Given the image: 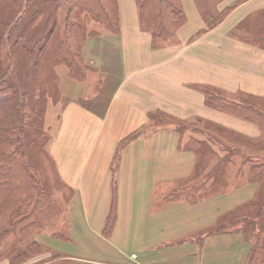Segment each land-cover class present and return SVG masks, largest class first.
Here are the masks:
<instances>
[{
  "label": "crops",
  "instance_id": "crops-1",
  "mask_svg": "<svg viewBox=\"0 0 264 264\" xmlns=\"http://www.w3.org/2000/svg\"><path fill=\"white\" fill-rule=\"evenodd\" d=\"M133 2L119 0L118 31L102 28L83 37L84 77L68 71L87 83V93L62 96L48 149L69 191L37 240L44 256L75 264H247L254 236L246 221H230L264 194L261 169L254 166L264 162V149L254 146L262 130L207 105L205 88L220 84L245 102L264 100V35L244 37L260 32L264 0H240L185 45L206 27L195 7L191 12L204 24L184 37L179 32V44L165 47L155 45ZM207 68L220 72L216 82L205 79ZM206 146L212 155L204 154ZM113 188L116 218L105 233ZM49 223L56 228L46 230Z\"/></svg>",
  "mask_w": 264,
  "mask_h": 264
},
{
  "label": "trees",
  "instance_id": "trees-1",
  "mask_svg": "<svg viewBox=\"0 0 264 264\" xmlns=\"http://www.w3.org/2000/svg\"><path fill=\"white\" fill-rule=\"evenodd\" d=\"M37 1L30 0L28 5H25L29 13L23 10L17 17L10 18L8 15L7 18L0 19V88L4 84L3 88L11 90L13 87L14 96L20 100L17 106L20 115L17 124L8 127L0 126V215L4 211L10 214L8 215L9 225L4 231L5 238L10 233L18 232L22 240L29 235L28 233L43 230L47 221L61 212L60 204L43 183L37 167L25 159L24 137L26 132L39 129L34 120H39L42 114L40 106L43 101L38 105L35 100L39 98L35 93H38L36 91L40 88L31 86L37 83L35 79L37 70L42 63L48 70L49 64L52 65L53 70L55 64L66 63L73 76L82 78L87 66L81 55L79 27L83 22L87 24L89 21H94L107 30H119V0H51L50 13L49 9L42 13L40 7L42 4L39 6ZM221 1L193 0L206 23V27L198 33H204L218 25L240 2L237 0L220 8ZM135 3L141 25L152 34L154 40H167L187 21L182 0H135ZM38 17L41 19L38 20ZM54 36H56L57 45L53 59L49 58L45 61L46 46ZM21 57L28 58V62L25 61L24 65L25 79L22 78L18 63ZM52 60L54 62H50ZM10 75L15 76L14 84L10 83L12 81ZM49 76H51L50 72H48V78ZM40 92V94L43 93V91ZM205 94L208 105L258 124L262 132L258 137L259 140H254V146L255 149H264V104L230 100L209 88H205ZM25 107L28 108L26 113ZM254 166L260 167L261 170L258 172L264 178V162L256 163ZM263 195L257 196L251 208L230 221L231 223L246 221L247 228L253 231L256 226L259 227L258 233L254 234L255 242L247 264H259L264 260V239H261L264 202H260L264 200ZM116 203L117 192L116 188H113L111 210L105 233H110L113 229ZM22 222L26 223L22 225ZM224 227L225 225L217 229L221 230ZM41 251L40 242H29L28 247L13 256L11 264H18L30 255L40 254Z\"/></svg>",
  "mask_w": 264,
  "mask_h": 264
},
{
  "label": "rangeland",
  "instance_id": "rangeland-1",
  "mask_svg": "<svg viewBox=\"0 0 264 264\" xmlns=\"http://www.w3.org/2000/svg\"><path fill=\"white\" fill-rule=\"evenodd\" d=\"M29 1L30 0H0V19L3 20L4 18H7L8 15H10V18L17 17L20 13H22L23 10H27L29 13V10L25 9L27 8V6L25 5H28ZM228 2L229 0H222L219 3V7L220 5H223L224 3H228ZM36 3L38 5L42 4V6L39 5L42 8V13L47 12L48 9H49V13L51 12V9H52L51 0H38ZM46 3H48V5ZM185 4L187 5L185 7L187 10V21L185 22V24L179 29H177L172 34V36H170L167 40H154L152 38L153 41H156L155 42L156 46L165 47V46H170V45H175V44L178 45L179 44V32H181V37H184V36H187L189 31H191L195 26L200 27L202 26V24H204L203 19H200L196 11H194L195 13L191 12L193 10H196L193 4V1L185 0ZM49 5L50 7H48ZM40 19L41 17H38V20ZM256 23L259 25L258 27L260 28V32L254 35L250 34L251 36L249 34L246 35V33H244V37L252 38L253 36L260 37V35H264V18H257ZM85 24L86 23L83 22L82 26L79 27L80 44L82 40L84 39L83 37H86L88 34H91V33H98L100 29L104 28L101 24L94 22V21H89L86 24V27L84 28ZM94 31H97V32H94ZM183 33L185 35H183ZM206 33L201 34V33L196 32L192 36L190 37L188 36L187 42H185L186 43L185 45L190 44V42H194L195 40H197L199 37H201L202 35ZM55 37L56 36H54L46 46L47 50H46V54L44 58L45 61H47L49 58L53 59L54 50L57 45V39H55ZM82 48H83V45H82ZM87 48H88V45L84 47V50H86ZM194 55H195V50L193 51V56ZM82 58H83V61L85 60L87 61L88 59L87 54L84 53V56ZM25 61L28 62V58L21 57V59L20 58L18 59V63L20 64L19 67L22 71L23 79H25V77L23 76L25 74L24 72L25 71L24 65L26 64ZM50 62H54V61L52 60ZM51 68H52L51 64H49V70H48L46 66L42 63L39 66V70H37L38 74H36L35 76L37 83L35 82L34 85L31 84V86H33L32 88H35V87H37V89L40 88L38 91H36L38 93H35L37 94L36 96L39 98H36L35 100L36 102H38V105L40 104L41 101H43V103L40 106V108H42L41 110L42 114H41L40 119L37 121L34 120V122L38 125L39 129H32L26 132V136L24 137L25 159L26 161L34 164L37 167V170L39 174L41 175V178L43 179V183L46 185V187H48L51 190L53 196L57 198V195L58 194L60 195V197H58L57 200L59 201L60 205H63L62 194L64 195L65 193V195H68L69 190L65 189L62 186L61 182L59 181V178L55 170L54 162L50 155L48 147L53 137V134L59 125L61 114H62V104L65 101V98H68L70 96L71 97L72 96L81 97L82 95H85L87 93V90L82 85L84 84L87 85V83H83L82 81L80 83H77L75 80H73V78L70 77V75L68 74L69 69L65 63H60L59 66L55 64V66L53 67V70ZM87 68L88 67H86V69ZM194 68L197 69L196 66ZM48 72H50V75H51L49 76V78H48ZM57 72L59 74V79H58ZM219 76H220V72L218 71L217 68L214 70L210 68L206 69L205 79L216 82ZM14 78L15 76L10 75V80H12L10 83L14 84L15 82ZM16 81L18 82L17 79ZM214 82H211V83H214ZM209 85L210 86L208 88L210 90H212L213 92H217L220 95L222 94L225 97L229 98L230 100L242 99V102L247 101L243 97L237 98L238 94L234 95L233 93L229 92L228 86L226 87L220 84L219 85L209 84ZM28 86L30 85L28 84ZM1 87L2 88H0V108H1L0 109V126L8 127L10 125L17 124L18 122L17 119L19 118L20 115H19L17 106L20 100L18 99V97L14 96L13 87H11V90L10 88H3L5 87V84ZM66 89H69V90H66ZM40 91H43V93L40 94L41 93ZM10 93L11 95H9ZM239 95L243 96V94L241 93H239ZM62 96H64L65 98H62ZM251 98L253 101L252 103H257L258 105H260V103L264 104V100L262 99H255V97H251ZM26 110H28V108L25 107V113H26ZM153 117H155V119L158 118L157 115ZM26 122H27V119H26ZM203 151L206 156L212 155V151L208 146L203 148ZM218 151L220 152V150ZM221 153L224 154V152H221ZM261 155L262 156H260V158L264 157V151L261 152ZM237 158H238L237 156L235 155L233 156V159H237ZM248 165L249 163H246V161H243V163L240 164V166H243V168H246ZM218 166H220L219 168L220 169L222 168V170L221 171L217 170L219 171V172L216 171L217 174L218 175L223 174V171H224L223 165H218ZM233 166L234 165L230 164L229 167L233 168ZM261 201L264 202V200H260V202ZM8 215L10 214L9 212L7 213L6 211H4L3 214L0 215V264H11V260L13 256H16L17 254L22 252L24 248L28 247L29 242H34V243L39 242L37 240L36 235L40 231L36 233H28L29 235H27V237L24 240H22V237L19 236L18 232H15V234L10 233L5 238L4 231L9 225ZM261 221H262L261 224L263 226L262 232H261V239H264V216L263 215H262ZM24 223L26 222H22L21 224L23 225ZM56 226L53 223L51 224L49 223L46 226V230L52 231L56 228ZM245 229L248 234L250 233V235H253V236L254 234L256 235L259 231L258 226L254 228V231L247 228V226L245 227ZM40 244L42 245V251L40 254L30 255L29 258L25 259L24 261L18 264H75L72 261H69L66 259H59L53 255H49V256L45 255L46 256L45 257L44 256V251H45L44 244L41 242Z\"/></svg>",
  "mask_w": 264,
  "mask_h": 264
}]
</instances>
